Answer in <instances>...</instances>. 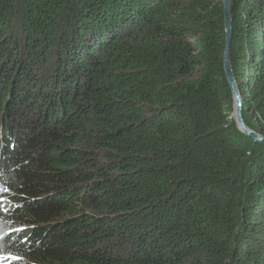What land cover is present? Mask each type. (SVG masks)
I'll use <instances>...</instances> for the list:
<instances>
[{
    "label": "trees",
    "instance_id": "obj_1",
    "mask_svg": "<svg viewBox=\"0 0 264 264\" xmlns=\"http://www.w3.org/2000/svg\"><path fill=\"white\" fill-rule=\"evenodd\" d=\"M232 19L264 136V0ZM224 44L222 0H0V264H264Z\"/></svg>",
    "mask_w": 264,
    "mask_h": 264
},
{
    "label": "water",
    "instance_id": "obj_2",
    "mask_svg": "<svg viewBox=\"0 0 264 264\" xmlns=\"http://www.w3.org/2000/svg\"><path fill=\"white\" fill-rule=\"evenodd\" d=\"M222 4H223V19H224V32H225V44L223 51V69L232 95V101H233L232 117L234 118L236 126L241 133L252 138L255 141L264 143V136L249 128L243 119L242 96L235 80V73L232 69L231 59H230V48L233 37L232 0H222Z\"/></svg>",
    "mask_w": 264,
    "mask_h": 264
},
{
    "label": "rangeland",
    "instance_id": "obj_3",
    "mask_svg": "<svg viewBox=\"0 0 264 264\" xmlns=\"http://www.w3.org/2000/svg\"><path fill=\"white\" fill-rule=\"evenodd\" d=\"M233 113H229V117H232ZM233 118V117H232ZM234 119V118H233ZM12 261V262H11ZM13 261H15V258H11L9 262H7L6 264H11L13 263Z\"/></svg>",
    "mask_w": 264,
    "mask_h": 264
}]
</instances>
